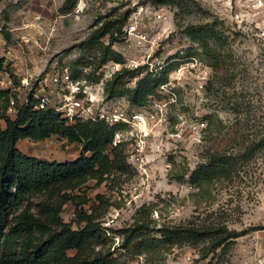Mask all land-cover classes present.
Here are the masks:
<instances>
[{"label":"rangeland","instance_id":"rangeland-1","mask_svg":"<svg viewBox=\"0 0 264 264\" xmlns=\"http://www.w3.org/2000/svg\"><path fill=\"white\" fill-rule=\"evenodd\" d=\"M162 1L69 0L71 9L66 12L61 9L65 0H0V57L5 58L23 99L24 93L39 84L41 75L50 76L56 69L71 75L74 61L84 53L83 40L101 22L118 18L128 9L139 10L141 5L165 11L164 19L151 20L164 33L156 56L158 64L165 66L158 71L173 67L169 84H160L145 105L151 108L155 101H162L166 120L154 128L143 163L128 161L126 172L102 182L90 179L76 189L88 198L79 207L89 212L98 207L106 236L105 245L96 250L112 253L119 264H245L253 256V233L260 230L264 234V42L255 33L261 17L250 11L258 0ZM212 21L223 37L209 38L205 49L187 27ZM125 43L124 39L113 48L122 52ZM84 56L91 61L96 57L88 52ZM194 58L199 62L192 64ZM182 63L185 68L174 73ZM198 66L208 70L203 87ZM124 67L114 60L97 69L79 65L78 70L98 80H74L92 85L90 92L99 106L132 109L127 93L110 96L106 90L113 74ZM134 70L124 78L126 86L134 87L151 71L148 63ZM124 140L129 154V140ZM18 146L49 160L73 159L80 153L78 143L58 135L41 141L24 138ZM215 152L239 156L235 173L214 177L201 187L191 183L190 172ZM45 197L31 198L33 211ZM77 206L67 201L60 213L75 228ZM140 221L153 232L163 224L192 222L220 224L240 234L227 249L208 251L209 241L203 240L160 243L150 252H141L124 239L127 228ZM75 253V249L69 250L71 256Z\"/></svg>","mask_w":264,"mask_h":264},{"label":"trees","instance_id":"trees-1","mask_svg":"<svg viewBox=\"0 0 264 264\" xmlns=\"http://www.w3.org/2000/svg\"><path fill=\"white\" fill-rule=\"evenodd\" d=\"M71 4L65 0L62 11H70ZM131 12L128 9L118 18L105 20L89 33L81 44L84 53L73 63V79L98 80L91 73L78 70L79 65L97 69L109 60H124V54L113 47L125 39L124 29ZM187 31L205 49L209 38L223 37L216 21L191 24ZM87 52L96 56L94 61L84 56ZM5 63V58L0 57V75L8 72L14 86H0V264H119L112 253L102 248L96 250L97 246L105 245L106 236L98 207H91L90 212L79 207L88 198L76 193L90 179L102 182L127 171L125 147L113 143L118 125L105 119L84 120L77 116L71 119L53 105L36 107L32 91L24 93L22 99L14 89L12 71ZM172 67L171 64L162 71H147L134 87L126 86L124 78L135 70L122 68L107 82L106 90L110 96L125 92L132 107H141L155 96L160 84L168 82ZM53 135L78 143L79 155L66 160L42 159L18 146L24 138L41 141ZM238 162L236 154L212 153L190 172L189 180L198 187L204 186L214 177L235 173ZM38 194L46 197L33 211L31 198ZM70 200L78 205L76 228L60 216L63 204ZM149 228L144 221L136 222L127 228L124 239L141 252H150L160 243L182 245L203 240L209 241L208 251H214L229 248L240 234L220 224L192 222L163 224L155 232ZM71 249L76 250L72 256Z\"/></svg>","mask_w":264,"mask_h":264},{"label":"built area","instance_id":"built-area-1","mask_svg":"<svg viewBox=\"0 0 264 264\" xmlns=\"http://www.w3.org/2000/svg\"><path fill=\"white\" fill-rule=\"evenodd\" d=\"M250 11H252L253 16L261 17L260 21L255 23V33L264 42V0H258L257 3L251 4ZM164 12L160 11L159 8L141 5L139 10H134L130 14L124 29L126 43L122 53L125 60L119 62L120 64L123 63L124 68L137 69L148 63L151 71H158L165 66V64H158L159 59L156 56L164 33L162 30L153 27L151 21L153 20L156 23L164 19L166 17ZM125 49H132V51L127 52ZM7 51L8 53L12 52L11 49ZM190 62L196 64L199 61L194 58ZM115 64L119 65L118 63ZM184 68L185 65L182 63L174 73L180 72ZM198 68L201 69L197 74L199 84L203 87V80L207 79L208 70H204L201 66H198ZM39 79V84L28 90L32 91V95L36 100V107L53 105L71 119L76 116L84 120L105 119L112 125H118L113 143L123 144L124 139H128L131 147L129 154L127 151L128 161L136 165L145 161L146 150L153 142L154 128L160 122L166 120L163 117L162 101H155L151 108L143 105L133 109L123 107L111 110L105 106H99L92 97L91 84L74 80L67 70L56 69L53 70L50 76L43 74ZM166 84H169V82L163 83L162 87H165ZM10 85L14 86V83L8 72L1 74L0 86L7 87ZM14 89L18 88L14 87ZM55 98H59V102H55ZM13 105L14 100L11 101L10 111H12ZM261 232L257 230L253 233V246L251 248L253 256L246 259L245 264H264V234Z\"/></svg>","mask_w":264,"mask_h":264}]
</instances>
